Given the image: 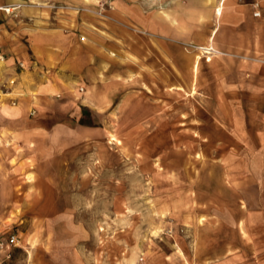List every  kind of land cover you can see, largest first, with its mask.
Listing matches in <instances>:
<instances>
[{
  "label": "rangeland",
  "instance_id": "obj_1",
  "mask_svg": "<svg viewBox=\"0 0 264 264\" xmlns=\"http://www.w3.org/2000/svg\"><path fill=\"white\" fill-rule=\"evenodd\" d=\"M21 5L37 8L25 16L11 5L0 22L33 19L46 35L39 73L66 88L41 101L31 90L27 120L7 123L2 109L16 96L0 84V237L16 236L0 264H264L257 2L254 47L202 58L196 74L181 71L176 49L174 69L157 57L150 32L110 0ZM9 129L24 136L7 139ZM24 154L33 158L16 161Z\"/></svg>",
  "mask_w": 264,
  "mask_h": 264
},
{
  "label": "crops",
  "instance_id": "obj_2",
  "mask_svg": "<svg viewBox=\"0 0 264 264\" xmlns=\"http://www.w3.org/2000/svg\"><path fill=\"white\" fill-rule=\"evenodd\" d=\"M27 0H0V20L2 17V7L19 5L20 13L27 14L36 9L37 6L21 5ZM31 1V0H29ZM46 1V3L61 8L70 7H88L95 8L98 0H33ZM115 13L136 23L138 26L147 29L151 34L153 51H156L157 57L166 59L167 65L173 69L175 65V49L179 51L180 63L183 73L196 74L202 58L210 60L212 56L229 55L230 53H239L248 51L254 47L256 18L253 16L255 10L254 3L264 13V0H110ZM41 6V5H40ZM218 7L221 10L218 12ZM15 8V7H14ZM39 22V21H38ZM33 19L23 17L18 23L4 25L0 22V52L3 56L0 61V84L10 89L3 91L4 95L14 94L16 97L8 102L2 109L4 120L7 121H25L29 113L30 106H36V101H41L45 97L42 94L56 92L65 89V85L57 84L54 77L44 82V77L40 75L41 60L45 58L44 45L41 42L45 39V34L36 32L31 28ZM39 24V23H34ZM34 32V33H33ZM212 36V37H211ZM184 44L195 45L196 51L187 52ZM211 45V46H210ZM212 48L209 53H204L202 47ZM37 53L39 57H37ZM194 53L199 55L197 67L193 71ZM36 65V66H33ZM33 66L32 69L29 67ZM28 67V68H26ZM40 67V68H39ZM172 69V72L174 71ZM33 76L31 77L28 76ZM32 81V83L30 82ZM38 91V95L33 98L30 91ZM22 96H21V95ZM32 101V103H31ZM35 104V105H34ZM15 109H12V106ZM6 138L22 135L21 130H7ZM10 133L11 135L9 136ZM24 136V135H22ZM8 144L9 141L7 140ZM20 143V142H19ZM28 143V142H27ZM21 152L28 146L26 143H20ZM10 150V149H9ZM8 155L7 163L15 160L16 157ZM33 158L32 154H24L16 161L26 164V160ZM223 174V173H222ZM231 192L236 194V205L241 207L243 199L237 189L228 185ZM215 198V202L219 203ZM216 206V204H214ZM217 207V206H216ZM218 207L222 208V204ZM248 210H246L247 212ZM217 211L207 213L206 217H220ZM244 233H251V227L240 222ZM0 257L5 258L8 250L3 249ZM6 253V254H5Z\"/></svg>",
  "mask_w": 264,
  "mask_h": 264
},
{
  "label": "built area",
  "instance_id": "obj_3",
  "mask_svg": "<svg viewBox=\"0 0 264 264\" xmlns=\"http://www.w3.org/2000/svg\"><path fill=\"white\" fill-rule=\"evenodd\" d=\"M9 9V10H8ZM13 9V7H5L4 10L6 12H10ZM254 15H259L258 11H254ZM202 51L204 53H209L210 51H212V48L210 46L208 47H202ZM3 56L0 53V59H2ZM16 243V236L15 235H9L5 238L0 237V248L1 249H7L10 245H14Z\"/></svg>",
  "mask_w": 264,
  "mask_h": 264
},
{
  "label": "bare ground",
  "instance_id": "obj_4",
  "mask_svg": "<svg viewBox=\"0 0 264 264\" xmlns=\"http://www.w3.org/2000/svg\"><path fill=\"white\" fill-rule=\"evenodd\" d=\"M3 9L5 8V7H2ZM9 10V9H8ZM220 10H221V8H220ZM212 37V36H211ZM211 46V45H210ZM198 57H199V55L198 54H196V53H194V61H193V67L195 66V64H196V61H197V59H198Z\"/></svg>",
  "mask_w": 264,
  "mask_h": 264
}]
</instances>
